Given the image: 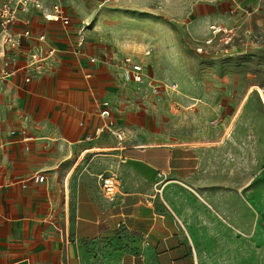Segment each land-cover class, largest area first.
<instances>
[{"label":"crops","instance_id":"crops-1","mask_svg":"<svg viewBox=\"0 0 264 264\" xmlns=\"http://www.w3.org/2000/svg\"><path fill=\"white\" fill-rule=\"evenodd\" d=\"M44 1L62 3L72 20L62 28L42 11L28 13L33 37L10 53L14 72L0 79V264H96L93 250L105 242L132 243L137 254L128 264H190L187 228L208 218L197 207L199 179L220 173L204 171L192 142L154 141L146 115L164 105L144 104L154 78L144 51L112 44L95 28L83 29L80 43L72 7ZM182 1L191 4L183 13L192 16L186 25L198 41L212 35L214 23L230 30L214 40L219 51L242 26L250 33L255 23L264 27V0ZM229 4L228 15L222 10ZM41 33L46 40L37 38ZM34 52L40 59L30 65ZM126 55L143 64L144 83L126 81L113 63ZM166 102L167 111L173 101ZM104 108L109 119L100 114ZM38 173L43 182L33 179ZM124 253L105 251L101 264H121L113 260Z\"/></svg>","mask_w":264,"mask_h":264},{"label":"rangeland","instance_id":"rangeland-1","mask_svg":"<svg viewBox=\"0 0 264 264\" xmlns=\"http://www.w3.org/2000/svg\"><path fill=\"white\" fill-rule=\"evenodd\" d=\"M61 1L80 27L144 51L152 86L178 85L176 91L154 94L150 86L143 92L147 106L166 108L165 99L173 101L169 110L146 115L154 141L192 142L200 147L204 171L220 173L199 179L197 207L208 218L187 228L190 264H264V27L255 23L250 33L242 26L227 48L199 51L203 43L186 25L192 16L183 13L191 4L182 0ZM233 6L222 11L233 14ZM133 246L105 242L93 250L96 264L110 249L125 250L113 261L128 264L137 254Z\"/></svg>","mask_w":264,"mask_h":264},{"label":"built area","instance_id":"built-area-1","mask_svg":"<svg viewBox=\"0 0 264 264\" xmlns=\"http://www.w3.org/2000/svg\"><path fill=\"white\" fill-rule=\"evenodd\" d=\"M32 10L42 11L46 20L58 24L62 28H67L71 24L72 15L60 2L48 5L44 0H0V79L14 72L11 67L13 58L10 53L20 46L23 38L33 37L31 18L28 15ZM22 14H25V16L21 17ZM15 26L20 27L16 28ZM85 28H87V25H83L81 28L80 43L83 40V29ZM210 29L212 35L205 39L202 42L203 44L197 46L199 51H204L207 50L208 47H211L219 34L230 32L228 28L216 23L212 24ZM37 38L43 41L46 40V35L41 33ZM230 38L231 37H227V39ZM228 41L229 40H225L223 42ZM51 51L52 49L50 52ZM39 59L40 55L34 52L31 54L29 64H34ZM90 60L95 62L96 57H91ZM113 63L115 66L122 68L123 76L126 81L135 83H144L146 81V72L143 64L135 60L131 55L119 58ZM27 80L29 79L27 78ZM177 86L175 82L157 84L152 86V91L154 93H158L161 90L176 91ZM104 104L107 106L108 102L105 101ZM100 114L106 119L110 118V112L107 108L101 110ZM107 124L110 126L111 122L108 120ZM115 133L120 139L123 138V132ZM26 139H30V137H26ZM26 148L29 147L26 146ZM101 178L104 186H113L114 181L111 177ZM33 179L37 182H43L46 177L44 174L38 173L33 175Z\"/></svg>","mask_w":264,"mask_h":264}]
</instances>
